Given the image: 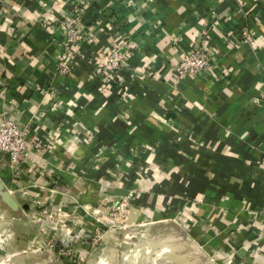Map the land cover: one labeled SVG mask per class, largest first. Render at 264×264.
<instances>
[{
	"label": "crops",
	"instance_id": "crops-1",
	"mask_svg": "<svg viewBox=\"0 0 264 264\" xmlns=\"http://www.w3.org/2000/svg\"><path fill=\"white\" fill-rule=\"evenodd\" d=\"M77 4L86 41L62 58L58 26ZM128 40L137 71L126 70L124 95H115L97 64ZM196 46L210 67L176 79L171 69ZM148 70L157 76L142 78ZM4 118L30 129L16 170L0 154V196L11 208L47 214L59 204L94 225L137 189L132 203L149 210L137 219L191 216L203 253L176 239L175 227L169 251L178 240L203 257L198 264H264V0H0ZM106 234L120 239L118 264H159L138 243ZM44 254L24 263L50 264L54 253Z\"/></svg>",
	"mask_w": 264,
	"mask_h": 264
},
{
	"label": "rangeland",
	"instance_id": "rangeland-1",
	"mask_svg": "<svg viewBox=\"0 0 264 264\" xmlns=\"http://www.w3.org/2000/svg\"><path fill=\"white\" fill-rule=\"evenodd\" d=\"M83 16L78 26V34L82 37L73 41L72 46L70 44L67 57L74 53L76 44L86 41L87 28L82 23ZM121 44L112 45L106 52L103 62L97 64V74L101 83L114 87L118 91H115V95L116 93L124 95L121 86L128 78L126 70L137 71L131 64L132 48L125 50ZM117 48H121V51L115 54ZM141 73L142 78L157 76L149 70ZM4 188L10 194V190L5 185ZM136 192L137 189H129L125 195L114 198L107 216L98 217L97 220L95 218L94 225L87 223V219L83 217L75 218L77 219L75 222V219L73 220L70 214H66L59 204L52 206L54 213L48 208L42 210L47 214L31 213L24 208L22 210L11 208L0 196V264H10L8 260H13L15 264H25L24 260L29 259L30 254L33 253H43L40 257L46 259L48 255L44 254L45 250H50V255L54 253L50 264H118L120 239H110L107 232H116L120 238L127 240L128 248H134V244L138 243L142 251H149L150 256L155 257L159 264H171L174 256L177 258L184 254L191 255L195 260L196 254L192 255L188 250L184 251L185 245L179 244L178 240L176 245L174 244L176 249L169 251V239L173 234L169 235L168 232L172 231L173 227H175L173 236L176 239L180 235L185 236L195 242L203 253V244L199 243L189 231L191 228L189 214L185 215L179 210L177 215L163 218L166 221L162 222L164 221L162 218L153 220L148 213L146 219L139 220L138 214L149 210L134 206L132 199ZM83 210L89 215L87 206H84ZM117 235L114 234L116 238ZM151 248L153 251H150ZM194 260L190 259L192 263L198 264L199 261H203V257L196 259V263Z\"/></svg>",
	"mask_w": 264,
	"mask_h": 264
},
{
	"label": "built area",
	"instance_id": "built-area-1",
	"mask_svg": "<svg viewBox=\"0 0 264 264\" xmlns=\"http://www.w3.org/2000/svg\"><path fill=\"white\" fill-rule=\"evenodd\" d=\"M83 15V9L80 4L74 6L72 11L63 17L59 23V29L62 34L61 44L63 45L62 58L66 57L69 46L72 42L80 39L78 26ZM242 42L250 43L252 35L246 28L241 30ZM134 46L131 40L124 41L121 47L128 50ZM121 51V48L115 50V54ZM211 65L210 58L203 46H196L182 53L181 60L171 69L176 79L185 76L200 77L203 72ZM65 67L63 71L65 72ZM30 129L28 126H19L14 120L4 118L0 121V154L5 155L8 166L11 170H16L23 158L28 153V135Z\"/></svg>",
	"mask_w": 264,
	"mask_h": 264
}]
</instances>
